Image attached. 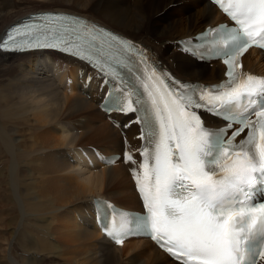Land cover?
<instances>
[{
	"label": "bare ground",
	"instance_id": "6f19581e",
	"mask_svg": "<svg viewBox=\"0 0 264 264\" xmlns=\"http://www.w3.org/2000/svg\"><path fill=\"white\" fill-rule=\"evenodd\" d=\"M45 10L129 37L161 73L202 86L225 78L219 61L200 63L179 42L223 19L208 0H0V40L13 24ZM248 70L264 72L255 50L242 58ZM106 90L104 77L77 59L0 50V264H178L145 238L117 246L95 226L94 198L138 206L133 165L123 156L139 163L135 115L118 127V116L97 108ZM110 153L121 158L102 165Z\"/></svg>",
	"mask_w": 264,
	"mask_h": 264
},
{
	"label": "snow or ice",
	"instance_id": "6c2138e0",
	"mask_svg": "<svg viewBox=\"0 0 264 264\" xmlns=\"http://www.w3.org/2000/svg\"><path fill=\"white\" fill-rule=\"evenodd\" d=\"M213 3L235 26L201 34L196 51L227 66V79L210 87L158 72L132 41L65 13L30 16L8 30L0 50L53 49L78 57L112 83L106 110L135 114L141 161L128 152L124 161L133 165L145 211L127 213L94 201L115 244L145 236L180 264H264V199L254 195L264 191V77L243 72L240 62L250 47L264 49V0ZM133 56L142 68L130 66ZM121 69L140 82L143 96ZM201 110L222 126L207 125Z\"/></svg>",
	"mask_w": 264,
	"mask_h": 264
},
{
	"label": "rangeland",
	"instance_id": "374dc122",
	"mask_svg": "<svg viewBox=\"0 0 264 264\" xmlns=\"http://www.w3.org/2000/svg\"><path fill=\"white\" fill-rule=\"evenodd\" d=\"M3 31H4V28L2 29L1 33H3ZM1 33H0V34H1ZM85 97H87V98L89 99V98H90V95H89V94H85ZM92 106L94 107L93 104H92ZM94 108H95V107H94ZM95 110H96V108H95ZM94 118H96V115H95ZM24 169H25V170L28 169L27 165L24 166ZM27 171H28V170H27ZM3 230H4V229H1V228H0V233H1ZM4 247H5V246H4V243H3V246L1 247V249H2V250H5ZM16 253H17L18 256H20V255H21V250H17ZM1 254H2V253L0 252V256H1ZM137 264H138V263H137Z\"/></svg>",
	"mask_w": 264,
	"mask_h": 264
}]
</instances>
